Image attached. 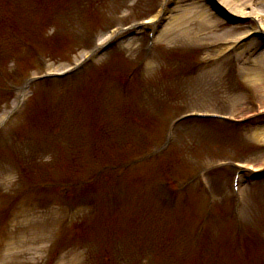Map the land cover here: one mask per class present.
I'll use <instances>...</instances> for the list:
<instances>
[{
    "label": "rangeland",
    "instance_id": "rangeland-1",
    "mask_svg": "<svg viewBox=\"0 0 264 264\" xmlns=\"http://www.w3.org/2000/svg\"><path fill=\"white\" fill-rule=\"evenodd\" d=\"M160 1L37 0L36 11L27 13L22 9L25 4L19 0H0V16H4V23H1L3 27L0 29V86L6 88L9 85L14 91L25 76L38 74L39 69L48 65L56 70V73L62 72L72 61L79 58L85 49L91 47L92 34H106L108 26L118 14L130 13V21L141 22L155 14ZM170 1L166 9L167 19L170 20L169 23L164 22L160 34L158 32L157 46L153 54L144 52L146 37L136 36L129 48L127 44L130 41L123 42L106 55H99L94 61L99 66L87 70L88 77L83 83L58 88L60 94L66 95L62 97L61 102L53 103L52 99L55 98H43L45 94L42 93L46 86L36 85L32 89L31 106L25 117L13 125L8 137L4 136L2 144L0 143V196L14 190L19 168L25 169L28 177L34 180L39 188L47 181H56L57 184L64 179L78 180L74 189L76 195H81L74 199L78 207L76 224L69 236L75 238V243L73 242L74 246H68L70 251L62 250L57 258V250L49 255L39 252L40 247H47L52 243L48 242L52 231L48 219L57 216L54 213L57 211L53 210L54 212L46 218L37 219L23 213L24 219L14 226L15 231L12 228L7 235L0 230V264H23L26 260H34L40 255L47 257L44 264H158L160 260L164 264H264V181H257L253 185L245 181L243 185L244 204L240 217L246 222L248 238L244 245L246 253L241 256L229 253V246L224 241L225 235L235 231L228 218L231 192L230 175L227 172L212 174L206 179L216 205L215 216L207 227L206 234L209 237L214 235L219 243L203 246L198 253L191 252L181 258L179 251L184 247L179 237H176L177 232L171 230L174 220L184 222L186 230L194 221V218L190 217L191 213L199 215L203 200L194 190L180 197L184 205L179 209L176 219H173L172 215L165 218L167 222L172 219L167 226H160L159 234H169L171 237L159 245L156 243L159 250L154 253L151 249L152 252L148 253L145 243L140 240H136L139 243H134L133 247L130 246V241L126 242L128 247L124 251H117L116 243L102 249L105 238L109 237L110 232L112 235V227L109 228L111 223L102 221V218L105 219L109 215L106 205L102 206L98 219L93 218L96 221L93 225L90 223L91 229L86 230L85 226L80 230V226H77L85 222L91 211L87 199L91 198V203L94 204L96 199L93 193L82 187L86 178L85 165L81 164L80 160L82 151L88 159L95 156L92 151L89 152L90 148L83 147L81 151L82 146L79 144L77 147L80 150V159L75 157V167L70 163L74 157H69V153H66L56 137L57 132L64 129L69 119H74L79 128L85 126L88 140L93 148L97 146L96 152L100 159L110 160L116 157L114 153H119L124 160L129 161L136 154L143 153L144 146L152 149L158 137L160 138L164 125L182 113H217L242 119L257 110H264V86L255 80L252 73L241 71L242 67L254 69L262 44L259 41L251 42L247 49L243 48L234 55L229 48L233 43L231 40L243 36L244 26H224L223 22L214 19L203 6V0ZM218 1L223 4L225 0ZM262 1L264 2L247 0V5L241 3L239 8L248 7V12H253L255 17L261 19L264 16V7L259 5ZM191 3H200L198 9L207 11L215 27L203 28L199 20H192L184 30L173 27L170 32H165L170 28L172 17L180 15ZM120 23L125 24L124 19ZM250 24L257 29L261 27L259 22L251 21ZM261 28L264 30V25ZM28 42L36 50V58L28 57L30 52H24L23 45ZM261 49L264 50L262 47ZM20 59L22 60L18 61ZM138 61L142 64L141 71H138L134 84L132 83L131 94L126 98L122 89L117 88V84L127 81L126 75ZM254 72L264 78V72ZM46 96H49V93ZM6 97L0 95V106ZM11 100L8 99L6 103ZM68 101L67 110H64ZM2 110L3 108L0 109ZM38 111H42V121L38 120L36 124L33 120L39 116ZM114 118L120 120L121 124H118L121 125V132L123 127L122 143L115 135L118 131L109 125ZM256 133H260V137H254ZM175 140L168 155L130 175L126 183L135 182L139 185L140 178L147 180L145 185L150 182L155 185L166 178L180 181L193 168L228 157H235L258 170L264 169V118L241 127L239 131H230L215 125L186 124L178 129ZM46 144L49 146L46 147ZM34 147V152L44 153L32 156ZM49 147L59 155L58 164H49L53 155L52 150L46 152ZM72 151L75 154L78 152ZM158 163L160 165H157ZM77 165L80 167V173L76 179L74 175L77 174ZM60 171L66 173L63 178L59 174ZM100 186L104 187L99 183ZM125 189L128 190V187L125 186ZM204 189L202 185L199 191ZM103 195L104 191L99 196L100 201H106L107 197ZM37 200L43 202L46 198L39 196L36 199L22 200V204H25L20 207L25 209V206H30ZM154 200L157 198L152 199L153 202ZM128 202L131 204L120 205L123 221L113 228L115 235H120L123 229L125 235L138 232L142 234L141 230H137L139 223L135 225L132 219L134 203L131 199ZM2 223L0 217V228ZM9 254L11 258L8 261L4 257ZM103 254L104 257L110 258H113L110 254H114V262L108 263Z\"/></svg>",
    "mask_w": 264,
    "mask_h": 264
},
{
    "label": "bare ground",
    "instance_id": "bare-ground-1",
    "mask_svg": "<svg viewBox=\"0 0 264 264\" xmlns=\"http://www.w3.org/2000/svg\"><path fill=\"white\" fill-rule=\"evenodd\" d=\"M216 2V4L219 6V7H223L224 9H227L228 10V15L229 16H232L234 18H237V19H251L252 18L254 20H258L256 18L258 17H255L254 13L253 12H248V10L243 8H239L240 7V4L243 3L245 4L247 0H225L223 2V5L221 3H217V0H213ZM250 3V2H248ZM247 5V3H246ZM259 5H263L264 7V2L262 1ZM198 7L200 8V3H191L189 4L185 9L184 12L180 13V15H176L175 17H172V21H170V28L166 29L165 32H170L172 30L173 27H177L181 30H184V28L187 26V23L192 21V20H199L201 22V26L203 28H210V29H213L215 26H214V21L213 20H210V15H208L207 11L206 10H199ZM258 14H256V16H258ZM255 17V18H254ZM263 20V18H262ZM262 20H258L259 22H261L262 24H264V21ZM135 41V40H134ZM133 42H130L127 44V47L129 48L130 45L132 44ZM253 43V42H252ZM249 47V44H247L246 46H244V49H247ZM255 67L254 69L250 68V67H242L241 71L244 72V71H248L250 73L253 74V77L256 78L255 80L256 81H259L261 82V86H264V78L261 74H257L256 72L254 71H257L258 73H260L262 71V73L264 72V52L261 53L255 60ZM257 74V75H256ZM260 133H256L254 135V137H260L259 136Z\"/></svg>",
    "mask_w": 264,
    "mask_h": 264
}]
</instances>
